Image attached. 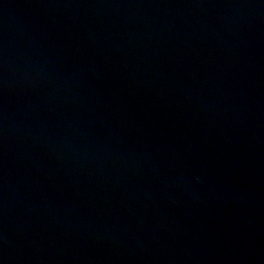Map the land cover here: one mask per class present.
<instances>
[{"label": "water", "instance_id": "95a60500", "mask_svg": "<svg viewBox=\"0 0 264 264\" xmlns=\"http://www.w3.org/2000/svg\"><path fill=\"white\" fill-rule=\"evenodd\" d=\"M0 264H264V0H0Z\"/></svg>", "mask_w": 264, "mask_h": 264}]
</instances>
